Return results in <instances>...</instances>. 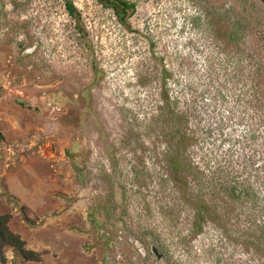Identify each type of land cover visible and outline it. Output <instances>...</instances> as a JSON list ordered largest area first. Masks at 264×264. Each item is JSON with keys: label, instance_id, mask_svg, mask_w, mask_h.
Segmentation results:
<instances>
[{"label": "rangeland", "instance_id": "rangeland-1", "mask_svg": "<svg viewBox=\"0 0 264 264\" xmlns=\"http://www.w3.org/2000/svg\"><path fill=\"white\" fill-rule=\"evenodd\" d=\"M65 1L0 0V215L39 254L6 264H264V0Z\"/></svg>", "mask_w": 264, "mask_h": 264}, {"label": "trees", "instance_id": "trees-1", "mask_svg": "<svg viewBox=\"0 0 264 264\" xmlns=\"http://www.w3.org/2000/svg\"><path fill=\"white\" fill-rule=\"evenodd\" d=\"M106 7L113 9L118 21L126 28H130V17L136 12L137 4L129 0H98ZM65 6L68 13L76 19L77 24L81 23V14L72 0H66ZM79 30L82 28L79 25ZM174 172L176 174L178 170L177 162L174 161ZM239 195V191L235 189V196ZM11 217L8 214L0 215V264L7 263L6 248L12 247L16 252L21 255L25 261H37L39 260V254L33 250L26 248V241L21 235L13 232L9 227V221ZM203 220V213L199 212L195 221L194 233H198L202 230L201 222Z\"/></svg>", "mask_w": 264, "mask_h": 264}]
</instances>
